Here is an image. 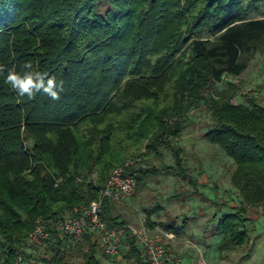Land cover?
Here are the masks:
<instances>
[{
    "label": "trees",
    "instance_id": "16d2710c",
    "mask_svg": "<svg viewBox=\"0 0 264 264\" xmlns=\"http://www.w3.org/2000/svg\"><path fill=\"white\" fill-rule=\"evenodd\" d=\"M247 1L0 0V264H12L38 219L51 225L96 199L126 160L136 159L128 168L135 189L151 173L187 176L173 139L201 101L212 114L204 137L233 159L231 184L241 198L217 203L229 207L213 215L219 244L249 240V209L264 206V105L247 95L234 101L231 80L212 92L264 50V17H247ZM29 61L64 82L59 101L19 96L5 83L9 69L22 73ZM162 149L174 164L137 167ZM115 201L104 198L100 209L110 227L127 224ZM160 208L146 211L149 226ZM159 224L179 232L174 221ZM51 231L48 255L23 251L28 261L71 264L76 252L84 264H101L95 234L73 242ZM123 240L125 256L149 264L129 230Z\"/></svg>",
    "mask_w": 264,
    "mask_h": 264
},
{
    "label": "rangeland",
    "instance_id": "374dc122",
    "mask_svg": "<svg viewBox=\"0 0 264 264\" xmlns=\"http://www.w3.org/2000/svg\"><path fill=\"white\" fill-rule=\"evenodd\" d=\"M246 3L247 17H264V0H248ZM249 55L245 70L239 75H225L222 82L214 85L212 92L225 87V81L231 80L239 87L234 101L246 103L244 95H247L256 97L264 105V50ZM211 123L212 114L207 104L201 101L189 112L181 135L173 139L174 145L182 148L188 175L151 173L145 185L136 188L130 196L115 201V213L135 227L146 228L149 235L168 248L173 258L180 259L174 264H196L200 253L208 264H264L263 205L261 209L257 206L249 209V240L244 245L228 244L222 247L219 244L220 234L213 215L219 216L229 210L228 206L219 205L221 202L237 205L241 198L231 184L235 167L233 159L219 145L212 144L204 137ZM174 162L172 152L162 149L147 161H139L137 167L161 168ZM92 178H96L95 174ZM208 198L219 204H214ZM156 204H160L161 208L153 213L155 223L174 221L179 227V232L174 233L173 237L166 235L162 227V230L148 227L146 211ZM97 240L99 242L98 236ZM99 246L96 255L101 264H135L133 257L124 255L127 247L124 241L119 254L109 257L104 254L100 242ZM27 252L48 255L44 247L27 246ZM69 259L71 264H84L80 253L74 252ZM28 263L39 262L31 260Z\"/></svg>",
    "mask_w": 264,
    "mask_h": 264
},
{
    "label": "built area",
    "instance_id": "2783aa9c",
    "mask_svg": "<svg viewBox=\"0 0 264 264\" xmlns=\"http://www.w3.org/2000/svg\"><path fill=\"white\" fill-rule=\"evenodd\" d=\"M135 160V158L129 159L116 166L105 185L100 189L98 197L90 203L74 206L69 215L51 225L38 219L28 234L26 245L20 247L12 264H29L23 251H27V246L44 247L51 239V229L67 234L73 242L82 240L85 233H93L98 236L102 250L108 255L119 254L126 230H129L135 236L137 244L143 249L149 264L179 262L180 259L173 258L169 254L168 248L149 235L145 228H138L129 223L110 227L101 218L100 209L104 198L109 197L119 201L135 191V177L128 173V168L135 163ZM257 207L261 209L262 205ZM189 245L196 246L195 244ZM196 264H208L203 254L200 253Z\"/></svg>",
    "mask_w": 264,
    "mask_h": 264
},
{
    "label": "clouds",
    "instance_id": "9594fccd",
    "mask_svg": "<svg viewBox=\"0 0 264 264\" xmlns=\"http://www.w3.org/2000/svg\"><path fill=\"white\" fill-rule=\"evenodd\" d=\"M24 71L17 72L15 68L7 71L5 83L10 85L12 90L19 96H27L29 99L38 93H43L53 101H59L61 93L64 91L63 81L57 82L54 77H48L45 73L33 69V64L25 62ZM5 71L4 66L0 65V73Z\"/></svg>",
    "mask_w": 264,
    "mask_h": 264
},
{
    "label": "crops",
    "instance_id": "0c3cea01",
    "mask_svg": "<svg viewBox=\"0 0 264 264\" xmlns=\"http://www.w3.org/2000/svg\"><path fill=\"white\" fill-rule=\"evenodd\" d=\"M234 188V187H233ZM208 200H210L211 202L213 201L214 202V204H217L218 202L217 201H215L214 199H211V198H208ZM252 208V207H251ZM250 208V209H251ZM117 214V213H116ZM119 215V214H118ZM120 216V218H123L121 215H119ZM152 221H154V217H153V214H152ZM128 223V222H127ZM154 223H155V221H154ZM130 224V223H129ZM147 225H148V227L149 228H151V229H153L154 227L155 228H158V229H160V230H162V228H161V226H160V224L159 223H155V224H151V225H153V226H149V224L147 223ZM146 229V228H145ZM166 235H168L169 237L171 236V237H173V235H174V233H171V232H167V231H164V230H162ZM124 241V240H123Z\"/></svg>",
    "mask_w": 264,
    "mask_h": 264
}]
</instances>
